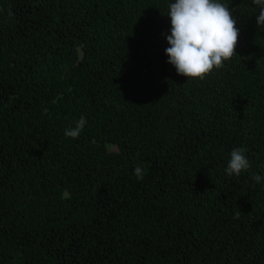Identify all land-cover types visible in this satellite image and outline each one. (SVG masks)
<instances>
[{
  "label": "trees",
  "instance_id": "1",
  "mask_svg": "<svg viewBox=\"0 0 264 264\" xmlns=\"http://www.w3.org/2000/svg\"><path fill=\"white\" fill-rule=\"evenodd\" d=\"M172 2L0 0V264H264L259 9L220 0L237 55L200 80L167 63Z\"/></svg>",
  "mask_w": 264,
  "mask_h": 264
},
{
  "label": "clouds",
  "instance_id": "2",
  "mask_svg": "<svg viewBox=\"0 0 264 264\" xmlns=\"http://www.w3.org/2000/svg\"><path fill=\"white\" fill-rule=\"evenodd\" d=\"M253 4L259 9L255 17L256 25H264V0H253ZM8 15H12L11 11ZM166 16L170 20V31L166 36L169 46L165 49V55L167 63L175 68L177 75L203 80L237 55L235 48L239 29L236 27V17L229 6L220 0H174L168 4ZM47 111L43 109V113ZM86 123L81 116L74 127L64 130V135L78 138ZM245 152L243 147L231 150L225 168L228 176H239L250 168ZM133 173L137 179H143L145 170L138 165ZM252 179L261 183L264 176L253 174Z\"/></svg>",
  "mask_w": 264,
  "mask_h": 264
},
{
  "label": "rangeland",
  "instance_id": "3",
  "mask_svg": "<svg viewBox=\"0 0 264 264\" xmlns=\"http://www.w3.org/2000/svg\"><path fill=\"white\" fill-rule=\"evenodd\" d=\"M112 149H114V148H112Z\"/></svg>",
  "mask_w": 264,
  "mask_h": 264
}]
</instances>
